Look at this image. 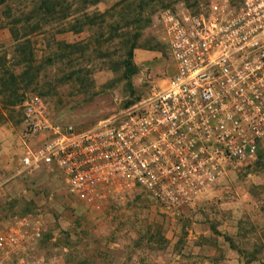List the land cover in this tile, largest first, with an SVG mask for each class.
Here are the masks:
<instances>
[{"label": "rangeland", "instance_id": "rangeland-1", "mask_svg": "<svg viewBox=\"0 0 264 264\" xmlns=\"http://www.w3.org/2000/svg\"><path fill=\"white\" fill-rule=\"evenodd\" d=\"M211 1L0 0V227L27 217L28 231H41L7 264H264V149L227 160L173 211L137 192L94 212L58 174L19 173L27 97L76 130L121 115L173 75L161 13H196ZM133 43L137 72L127 80Z\"/></svg>", "mask_w": 264, "mask_h": 264}, {"label": "built area", "instance_id": "built-area-1", "mask_svg": "<svg viewBox=\"0 0 264 264\" xmlns=\"http://www.w3.org/2000/svg\"><path fill=\"white\" fill-rule=\"evenodd\" d=\"M173 75L150 98L86 130L62 127L44 100L22 104L19 173L59 175L99 212L145 192L167 211L190 205L227 160L264 149V0L163 11ZM22 217L0 227V264L41 237Z\"/></svg>", "mask_w": 264, "mask_h": 264}, {"label": "trees", "instance_id": "trees-1", "mask_svg": "<svg viewBox=\"0 0 264 264\" xmlns=\"http://www.w3.org/2000/svg\"><path fill=\"white\" fill-rule=\"evenodd\" d=\"M233 4H238L241 0H236V3H234L232 0H230ZM136 49L135 43H133L129 49L127 50V59L124 61V71H125V76L126 79L129 80L130 76L135 74L137 72L136 67L133 65L131 57L133 51ZM262 149H259L258 151H261Z\"/></svg>", "mask_w": 264, "mask_h": 264}, {"label": "crops", "instance_id": "crops-1", "mask_svg": "<svg viewBox=\"0 0 264 264\" xmlns=\"http://www.w3.org/2000/svg\"><path fill=\"white\" fill-rule=\"evenodd\" d=\"M27 140H28V139H26L25 141H24V140L22 141V153H23V150H24V146H23V145H24V142H27ZM28 141H29V140H28ZM21 155H22V154H21Z\"/></svg>", "mask_w": 264, "mask_h": 264}]
</instances>
